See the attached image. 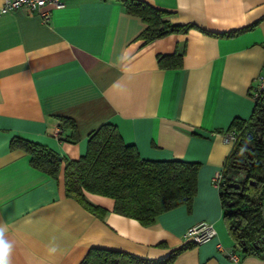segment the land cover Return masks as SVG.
<instances>
[{
    "label": "crops",
    "instance_id": "obj_1",
    "mask_svg": "<svg viewBox=\"0 0 264 264\" xmlns=\"http://www.w3.org/2000/svg\"><path fill=\"white\" fill-rule=\"evenodd\" d=\"M147 1L170 11L172 23L193 26L144 43L137 36L145 23L119 0L48 4L47 21L25 7L0 11V225L13 244L11 264H78L90 247L160 258L187 242L186 229L202 220L216 234L192 242L172 264H264V256L244 251L228 234L211 179L224 171L234 145L222 132L233 119H247L255 103L249 85L264 63V0ZM251 23L232 36L202 30ZM175 50L181 66L160 67L156 55ZM59 116L73 119L78 140L66 138ZM104 122L143 158L198 162L190 208L179 204L143 225L113 212L111 197L85 191L106 209L99 216L65 194L62 165L50 176L8 145L21 136L74 159Z\"/></svg>",
    "mask_w": 264,
    "mask_h": 264
},
{
    "label": "trees",
    "instance_id": "obj_2",
    "mask_svg": "<svg viewBox=\"0 0 264 264\" xmlns=\"http://www.w3.org/2000/svg\"><path fill=\"white\" fill-rule=\"evenodd\" d=\"M124 10L137 15L145 23L138 34L144 43L170 33L185 32L193 24L172 23L170 11L147 0H119ZM255 23L215 32L232 36ZM182 53H158L162 68L181 66ZM68 138L78 140L73 119L58 117ZM228 129L239 132L224 166L218 193L223 207V221L235 244L246 252L264 256V92L255 99L247 119L235 118ZM9 148H20L29 154L32 167L56 176L62 165L65 194L80 202L92 213L102 216L106 209L91 203L85 191L111 197L112 211L148 225L155 217L179 204L190 208L196 193L199 163L182 158L148 159L139 155L133 144L125 143L111 122H104L87 135L85 152L77 158H65L46 144L21 136H12ZM239 167L247 177L237 188L228 185L225 175L229 167ZM231 203V204H230ZM191 241L169 250L160 258H147L133 253L103 247H90L78 264H172L179 252L192 246Z\"/></svg>",
    "mask_w": 264,
    "mask_h": 264
},
{
    "label": "built area",
    "instance_id": "obj_3",
    "mask_svg": "<svg viewBox=\"0 0 264 264\" xmlns=\"http://www.w3.org/2000/svg\"><path fill=\"white\" fill-rule=\"evenodd\" d=\"M48 4L60 7L63 5V2L62 0H3L0 11L5 12L15 8L25 7L29 11H35L38 13L43 21H47L50 17V11L46 8V5ZM249 92L255 99L264 92V63L260 73L253 79V81H251ZM238 134L239 132L235 129H226L222 132L223 140L233 144L235 143ZM211 179L217 186H219L223 180L222 169H216ZM215 234L216 229L213 223L202 220L188 227L183 236L186 240L197 244L210 239ZM229 257L233 261L238 260L234 253H230Z\"/></svg>",
    "mask_w": 264,
    "mask_h": 264
},
{
    "label": "clouds",
    "instance_id": "obj_4",
    "mask_svg": "<svg viewBox=\"0 0 264 264\" xmlns=\"http://www.w3.org/2000/svg\"><path fill=\"white\" fill-rule=\"evenodd\" d=\"M6 227L0 225V264H11V254L13 251V244L5 238ZM51 253L57 251V246L52 245L49 248Z\"/></svg>",
    "mask_w": 264,
    "mask_h": 264
},
{
    "label": "water",
    "instance_id": "obj_5",
    "mask_svg": "<svg viewBox=\"0 0 264 264\" xmlns=\"http://www.w3.org/2000/svg\"><path fill=\"white\" fill-rule=\"evenodd\" d=\"M247 175L239 167H229L225 175V179L228 181V185L237 188L240 183L244 182ZM231 204V203H230Z\"/></svg>",
    "mask_w": 264,
    "mask_h": 264
}]
</instances>
